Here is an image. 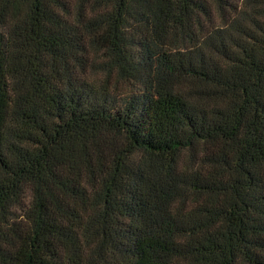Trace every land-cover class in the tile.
<instances>
[{
  "label": "trees",
  "instance_id": "obj_1",
  "mask_svg": "<svg viewBox=\"0 0 264 264\" xmlns=\"http://www.w3.org/2000/svg\"><path fill=\"white\" fill-rule=\"evenodd\" d=\"M0 264H264V0H0Z\"/></svg>",
  "mask_w": 264,
  "mask_h": 264
}]
</instances>
